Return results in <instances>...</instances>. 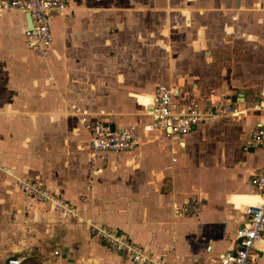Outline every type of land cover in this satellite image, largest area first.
<instances>
[{"label": "crops", "instance_id": "1", "mask_svg": "<svg viewBox=\"0 0 264 264\" xmlns=\"http://www.w3.org/2000/svg\"><path fill=\"white\" fill-rule=\"evenodd\" d=\"M28 25L19 11L0 12V264L16 254L26 264H132L88 223L171 264H219L236 248L245 205L258 202L250 181L264 167V144L251 141L264 124V0H70L51 20L45 57L27 49ZM160 84L179 105L231 102L244 113L171 140L146 115ZM82 115L136 128L139 146L92 166ZM21 178L45 183L78 216L30 203ZM193 200L199 215L177 214ZM258 249L264 264V239Z\"/></svg>", "mask_w": 264, "mask_h": 264}, {"label": "built area", "instance_id": "2", "mask_svg": "<svg viewBox=\"0 0 264 264\" xmlns=\"http://www.w3.org/2000/svg\"><path fill=\"white\" fill-rule=\"evenodd\" d=\"M70 8V0H7L0 4V12L19 11L30 15L32 26L28 25L24 32L26 47L32 53L45 57L53 43L51 20L62 16ZM178 91L171 86L160 84L152 94L153 105H146V115L152 125L166 132L167 138L180 141L189 135L194 128L213 119L229 117L240 118L242 115L234 109L231 102L219 104L211 108L198 105H179L175 97ZM81 122L89 134V153L91 165L107 153L132 152L140 143V135L136 128H110V123L103 120L90 119L82 115ZM147 129V128H146ZM253 147L264 144V124L260 123L251 133ZM247 149V148H246ZM252 193L258 198L256 205L245 206V219L236 231V248L219 256V264H261L259 243L264 239V167L260 168L250 181ZM18 188L28 197L30 203L49 205L59 217H77L78 208L58 195L45 183L39 180L17 179ZM202 203L189 201L177 209L178 215L197 216L202 210ZM90 233L116 254L124 257L132 264H171L164 256L147 250L134 242L124 232L106 225L86 224ZM211 247L208 248L210 252ZM54 251V255H58ZM25 261L20 254L6 259V264H22ZM44 264H48L47 260Z\"/></svg>", "mask_w": 264, "mask_h": 264}, {"label": "rangeland", "instance_id": "3", "mask_svg": "<svg viewBox=\"0 0 264 264\" xmlns=\"http://www.w3.org/2000/svg\"><path fill=\"white\" fill-rule=\"evenodd\" d=\"M187 16L189 17V14L187 13ZM188 20H189V18H188ZM187 25H189V21L187 22ZM239 44H236V46H235V48L233 49L234 50V54H235V56H236V54L238 53H242V55H240L239 54V56L241 57V60L242 61H245L246 59H247V51H248V49L247 48H240V46H238ZM232 50V51H233ZM244 52V53H243ZM252 52H255V51H252ZM237 54V55H238ZM235 63H238V62H236L235 61ZM82 78V77H81ZM145 96L146 95H141V94H132L131 95V97L132 98H134L135 100H137V101H139V102H141V105H145V100H144V98H145ZM102 97V96H101ZM101 100V99H100ZM74 110H76L75 108H73ZM244 113V112H243ZM148 116V115H147ZM103 117V116H102ZM249 205H251V204H248V205H245V206H249ZM241 209V208H240ZM7 259V258H6ZM6 259L4 260L5 261V264H6ZM0 261H2V259L0 260ZM3 262V261H2ZM2 264H4V263H2Z\"/></svg>", "mask_w": 264, "mask_h": 264}, {"label": "water", "instance_id": "4", "mask_svg": "<svg viewBox=\"0 0 264 264\" xmlns=\"http://www.w3.org/2000/svg\"><path fill=\"white\" fill-rule=\"evenodd\" d=\"M27 18H28L29 26L31 27L32 24H31V20H30V15H27ZM230 100H231L232 102H235V101L237 100V96H232V97H230ZM110 128H111L112 131H114V130H115V125L111 124V125H110Z\"/></svg>", "mask_w": 264, "mask_h": 264}, {"label": "bare ground", "instance_id": "5", "mask_svg": "<svg viewBox=\"0 0 264 264\" xmlns=\"http://www.w3.org/2000/svg\"><path fill=\"white\" fill-rule=\"evenodd\" d=\"M150 104H151V107H152V105H153V98H152V97H151V99H150ZM237 115H239V113H238ZM257 203H258V202H257ZM257 203H256V204H257ZM256 204H255V205H256Z\"/></svg>", "mask_w": 264, "mask_h": 264}, {"label": "trees", "instance_id": "6", "mask_svg": "<svg viewBox=\"0 0 264 264\" xmlns=\"http://www.w3.org/2000/svg\"><path fill=\"white\" fill-rule=\"evenodd\" d=\"M25 263V262H24ZM24 263H22V264H24ZM26 264V263H25Z\"/></svg>", "mask_w": 264, "mask_h": 264}]
</instances>
